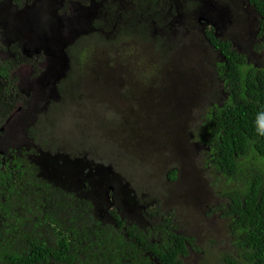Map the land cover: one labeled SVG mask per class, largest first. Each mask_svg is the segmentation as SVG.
Returning <instances> with one entry per match:
<instances>
[{"label":"trees","instance_id":"16d2710c","mask_svg":"<svg viewBox=\"0 0 264 264\" xmlns=\"http://www.w3.org/2000/svg\"><path fill=\"white\" fill-rule=\"evenodd\" d=\"M132 1L133 9L129 5L119 11L121 21L102 14L67 44L64 74L42 88L46 95L38 99L36 113L30 109L32 125L26 130L44 153L70 158L73 164L88 160L91 166L110 167L114 205L109 208L106 202L104 184L100 194L92 195L101 197L108 215L93 221L84 195L77 198L68 186L43 180L37 162L10 151L14 160L0 157V264H185L191 252L202 253L200 264H264V138L255 130L257 114L264 110V70L246 65L228 45L216 42L228 64L219 78L227 99L219 104L220 87L204 84L213 82L202 76L205 65L190 66L178 54L179 41L151 37V22L158 28L164 24L162 1ZM252 1L264 18V0ZM261 29L264 36V19ZM95 47L110 50L103 55V67H96L100 57L89 52ZM60 52L58 64L64 61ZM169 73L180 83L174 90L165 78L148 96L137 91L147 90L150 78L163 82ZM164 94L170 99L163 101ZM188 124L194 127L187 131ZM194 144L208 149L199 158L203 170L214 175L210 187L221 200L208 209L209 216L227 222L226 248L217 258L200 251L195 238L179 230L174 212L169 217L160 212V191L152 185L157 179L147 182L143 170L153 152L171 153L168 162L180 165L186 147L190 151ZM124 150L137 161L130 154L127 163L121 162ZM149 165L155 169L153 161ZM179 169L167 172L168 182L179 181ZM157 173L155 169L152 178ZM121 181L135 198L132 209L121 204ZM80 184L91 190L85 175Z\"/></svg>","mask_w":264,"mask_h":264},{"label":"flooded vegetation","instance_id":"af4514ba","mask_svg":"<svg viewBox=\"0 0 264 264\" xmlns=\"http://www.w3.org/2000/svg\"><path fill=\"white\" fill-rule=\"evenodd\" d=\"M161 1L165 13L161 15L160 20L164 24L163 27L158 28L155 22H151V37L154 38L159 34L165 37L167 42L179 41V46L185 44L188 48L194 47V44L198 43L202 45V48L209 50L213 58L210 69L213 82L204 84L205 86L217 85L220 87L222 99L220 101L216 99L218 103L227 99V95L222 89L223 82L219 78L220 71L228 64L221 51L216 48V42L228 45L231 51L244 58L246 65H252L259 71L264 70V36L261 34L264 18L262 10H258L252 0ZM129 5L133 9L132 0H0V157L6 158V160L2 159L3 162L14 160L10 154L17 153L27 155L28 161L37 162L38 165V159L42 156L39 172L43 180L57 184L61 179H64L60 176L51 181L44 178L46 173L44 168L41 169L44 167V163L47 160L53 163L59 154L53 156L48 152L44 153V150L38 145L40 142L33 143L28 137L29 135H26V130L32 125V119L29 120L28 115L31 110L34 113L39 110L37 108L38 99L46 95L42 92V88L43 91H45L44 88L47 90L46 85L49 81H53L55 77L59 80V77L64 74L63 67L66 61L63 49H67V44L74 43L77 34L85 33L84 31L90 27L91 22L95 21L98 16L102 18V14H105V18L107 17L109 21L112 19L121 21L122 17L119 11L126 10ZM96 8H98L97 13ZM165 28H167V33L164 31ZM65 29L66 32L63 33ZM67 30L74 36L64 37ZM90 30L94 31L95 28H90ZM204 48L203 51H206ZM58 50L61 51L60 55L64 59L60 64L56 60ZM189 53V50L182 48L179 49L178 54L187 58ZM196 62L198 63L194 65H201V67L208 65L200 56ZM133 71L137 73L138 69L135 68ZM16 74L18 75L15 76ZM166 75L168 77L164 76L163 82H157L158 78L152 82L150 78L149 83L145 86L147 90L142 87L137 88V91L148 96L150 91L157 89V86L161 87V83L165 84V78L168 80L167 85L170 82L174 87H169L174 90L175 86L180 83H175L173 78L175 76L170 73ZM202 76L204 79L207 78L206 68L202 69ZM187 83L191 85L190 81ZM134 85L137 84L134 83ZM163 98V101L170 99L166 94ZM75 112L78 113L76 110ZM12 141L14 142L12 143ZM194 145L201 148V151L208 150L203 145ZM130 154L134 156L136 162L137 156L127 150L121 152L119 156L122 159H118L127 163L126 158ZM45 156L48 159H45ZM65 160L70 164L62 166L71 172L76 171L73 168L76 163L73 164L70 158ZM78 163L82 164L77 167L80 171L83 167H86L88 171H102L98 167L101 165L91 166L88 160ZM107 168L109 169L103 170L107 173L101 180L108 181L107 185L112 189L114 177H111L113 176L111 168ZM74 174L75 172H73ZM81 187V193L70 186L66 187V190L74 193L77 198L84 195L85 202L92 205L88 212L92 214L93 221L95 219L103 220V218L105 220V215L108 213L100 216L97 212L104 201H100V197L97 200L92 195L95 192V187L93 189L91 187V190H86L83 185ZM79 193L80 195H78ZM105 194L106 202L111 208L114 204L111 202L112 195L110 192L108 193L107 188ZM103 211H105L104 208Z\"/></svg>","mask_w":264,"mask_h":264},{"label":"rangeland","instance_id":"374dc122","mask_svg":"<svg viewBox=\"0 0 264 264\" xmlns=\"http://www.w3.org/2000/svg\"><path fill=\"white\" fill-rule=\"evenodd\" d=\"M97 11L98 8H96V13ZM65 32L66 29L65 31H63V33ZM64 35L65 37L66 35L69 36V33H66ZM123 45L126 46L125 48H128L125 42H123ZM201 46L202 45L195 43L194 47L190 46L187 48V46L184 44L179 46V49L185 48L187 51L189 50L190 53L188 54L187 59L189 60L188 62H191L190 66H195L194 64L198 63L196 61L199 56L202 57L204 59V63H208V65H205V68L208 71L209 79H212V77L210 76V69L213 61V58L211 56L212 53L209 50H206L204 47L203 48L206 51H203V48ZM140 49L142 50L143 46H141ZM89 52H94V55H97L98 58L100 57L99 62L96 65V67L98 68L104 66L103 55L106 53H110V50L105 47H99L98 49L97 47H95V51L91 49ZM130 70L132 71V69ZM174 82L176 83L175 80ZM208 90L211 91L210 88H208ZM75 119L76 118L74 117V120ZM92 125L94 128L97 126V123H94ZM75 127L77 129L76 125ZM193 127L194 124H192V126L188 124V127L185 128H187L188 131V128ZM65 128H67V126ZM112 128L114 127L112 126ZM71 129V131L74 130V128ZM97 135L99 137L104 136L103 133H98ZM185 144H187V142ZM201 150V148L194 145V147H191V150L189 151V146H187L184 157L182 154L179 158V160L181 161L180 165L176 162H174L175 164H170L168 162L166 156L171 155V153L157 154V152H153L149 155V161L144 163L143 170L145 177L148 176L147 182L156 181L157 179V181L152 185L155 186L153 189L154 192L156 191L157 187L160 191V194L158 195V199L160 202V212L167 215L168 217L169 215H171V213L174 212L176 214L179 230L184 232L186 235L195 238L197 242L196 246L200 248V251H204L203 253H206V255L211 254V257L216 256L217 258V253L223 251L226 248L224 241L226 242L225 233L227 229V222L220 220L217 215L209 216L208 209L215 208L214 206L221 203V200L215 197V190L214 188L212 189L210 187L211 183L213 182L214 175L206 173L202 168L203 162L199 158V153L201 152ZM188 155L190 156L186 160L185 158ZM41 157L38 159L39 164L41 163ZM60 160H62V158L56 160L55 163L48 161L44 163V167L41 168H44V171L46 173V176L44 178L51 181L53 179H58L59 176L64 177V179H61L57 184L74 187L78 192L82 191V187L80 185V177L82 175L86 176V179L92 189L93 187H95V193L100 194V188L104 186V184L107 185L106 180H101V178L104 177V175L107 173L103 170H108L109 168L105 166H98L102 171L92 170L87 172V168L83 167L79 173L77 171H73L75 172L74 175L71 170H68L70 171L68 175V172L64 171L65 169L62 167V165H60ZM57 161L59 162V164L56 163ZM152 161L154 162L155 169L158 170L156 178H152L155 172V169H153L149 165V162ZM174 166L177 169L180 167V176L177 183L168 182L166 179L167 172L172 171ZM149 168L152 169L147 174V170ZM130 187V190H135V186ZM120 188L122 194L120 197L121 204L123 206L125 205L128 209L134 208L135 198H133L132 191L130 192L128 190V187H126L122 181L120 182ZM107 191L111 192L113 190L107 187ZM149 206H151V204ZM97 212H99L100 216L105 215V211H103V204L102 207L97 210ZM206 215L209 217H206ZM221 232H223V234ZM202 258L203 257L201 252H191L189 257H187L183 261L185 264H200Z\"/></svg>","mask_w":264,"mask_h":264},{"label":"clouds","instance_id":"9594fccd","mask_svg":"<svg viewBox=\"0 0 264 264\" xmlns=\"http://www.w3.org/2000/svg\"><path fill=\"white\" fill-rule=\"evenodd\" d=\"M256 125V135L258 137L264 138V110L257 114V119L255 121Z\"/></svg>","mask_w":264,"mask_h":264},{"label":"water","instance_id":"95a60500","mask_svg":"<svg viewBox=\"0 0 264 264\" xmlns=\"http://www.w3.org/2000/svg\"><path fill=\"white\" fill-rule=\"evenodd\" d=\"M62 76V75H61ZM47 87V86H46ZM45 159H48V157L47 156H45L44 157ZM58 159H60L59 157L58 158H55L54 159V161H53V163H55V161L56 160H58ZM47 161H49V160H47ZM57 164H59V162L57 161L56 162ZM68 165V164H70V162H68L67 160H64V159H62V160H60V165ZM77 166H82V164H80V163H76V164H74L73 165V168H77ZM63 167V166H62ZM64 168V167H63ZM65 169V168H64ZM64 171H66V172H68L67 174L69 175V173H70V171H68L67 169H65Z\"/></svg>","mask_w":264,"mask_h":264}]
</instances>
